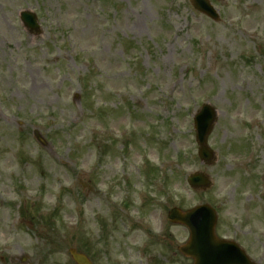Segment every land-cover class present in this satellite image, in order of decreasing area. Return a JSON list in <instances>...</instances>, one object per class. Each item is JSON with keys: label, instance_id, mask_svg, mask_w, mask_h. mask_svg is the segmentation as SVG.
<instances>
[{"label": "rangeland", "instance_id": "374dc122", "mask_svg": "<svg viewBox=\"0 0 264 264\" xmlns=\"http://www.w3.org/2000/svg\"><path fill=\"white\" fill-rule=\"evenodd\" d=\"M210 1L217 21L190 0H0V264H75L71 247L94 264H191L171 207L244 219L238 200H264V0ZM196 171L210 189L188 185Z\"/></svg>", "mask_w": 264, "mask_h": 264}, {"label": "water", "instance_id": "95a60500", "mask_svg": "<svg viewBox=\"0 0 264 264\" xmlns=\"http://www.w3.org/2000/svg\"><path fill=\"white\" fill-rule=\"evenodd\" d=\"M194 7L207 14L214 20L219 16L208 0H192ZM22 21L35 34L40 33L39 24L35 14L27 11L22 14ZM217 121V112L209 104L201 107L195 116L196 139L199 145L198 154L205 164H212L217 160V155L208 146L210 135ZM36 137L46 145V141L36 132ZM188 182L193 188H209L211 181L201 172L194 173L188 177ZM169 219L173 223L183 224L190 230L189 242L180 247V251L194 258V264H239L236 258H225L223 256L225 245L223 241L215 237L214 229L217 220L215 211L209 205H200L193 209L182 211L173 208ZM70 253L77 264H91L87 257L70 249Z\"/></svg>", "mask_w": 264, "mask_h": 264}, {"label": "flooded vegetation", "instance_id": "af4514ba", "mask_svg": "<svg viewBox=\"0 0 264 264\" xmlns=\"http://www.w3.org/2000/svg\"><path fill=\"white\" fill-rule=\"evenodd\" d=\"M236 191L231 194L232 200H236ZM260 194L262 192L255 199L260 203L249 202L243 205L242 200H238L240 206L245 207L247 218L219 220L215 228L217 237L235 243L254 264H264V200ZM246 200L251 201L252 198Z\"/></svg>", "mask_w": 264, "mask_h": 264}]
</instances>
